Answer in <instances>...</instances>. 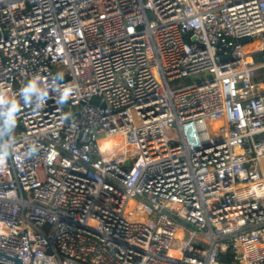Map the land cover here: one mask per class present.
<instances>
[{
    "label": "built area",
    "instance_id": "obj_1",
    "mask_svg": "<svg viewBox=\"0 0 264 264\" xmlns=\"http://www.w3.org/2000/svg\"><path fill=\"white\" fill-rule=\"evenodd\" d=\"M256 38L264 0H0V94L21 105L0 249L24 264H264ZM33 78L40 108L21 97Z\"/></svg>",
    "mask_w": 264,
    "mask_h": 264
},
{
    "label": "clouds",
    "instance_id": "obj_2",
    "mask_svg": "<svg viewBox=\"0 0 264 264\" xmlns=\"http://www.w3.org/2000/svg\"><path fill=\"white\" fill-rule=\"evenodd\" d=\"M57 81L63 79L62 74L55 78ZM59 92L57 103L63 105L74 95L75 88L71 84L58 85L55 89ZM21 97L25 104L40 108L49 98L48 92L41 89L37 78L28 81L21 89ZM20 103L15 99L0 94V171L6 169L7 161L15 149V140L13 132L16 127L17 113L20 111ZM65 119L68 118L66 114ZM38 152V146L29 145L27 154L35 155Z\"/></svg>",
    "mask_w": 264,
    "mask_h": 264
},
{
    "label": "water",
    "instance_id": "obj_3",
    "mask_svg": "<svg viewBox=\"0 0 264 264\" xmlns=\"http://www.w3.org/2000/svg\"><path fill=\"white\" fill-rule=\"evenodd\" d=\"M227 59V57H224ZM130 162H125V166L128 167ZM0 260L15 263V264H24L23 260L19 257L16 252H11L7 250L0 249Z\"/></svg>",
    "mask_w": 264,
    "mask_h": 264
},
{
    "label": "bare ground",
    "instance_id": "obj_4",
    "mask_svg": "<svg viewBox=\"0 0 264 264\" xmlns=\"http://www.w3.org/2000/svg\"><path fill=\"white\" fill-rule=\"evenodd\" d=\"M262 45H264L262 42V39L256 38V40L251 45L247 46V50L249 51V50L254 49L255 47L262 46ZM210 125L212 129L218 128L217 132L222 133V130L220 129L222 124L220 122H212L210 123Z\"/></svg>",
    "mask_w": 264,
    "mask_h": 264
},
{
    "label": "rangeland",
    "instance_id": "obj_5",
    "mask_svg": "<svg viewBox=\"0 0 264 264\" xmlns=\"http://www.w3.org/2000/svg\"><path fill=\"white\" fill-rule=\"evenodd\" d=\"M261 38V37H260ZM259 38V39H260ZM211 75H209V74H200V75H195V76H192L190 79H187V80H185V83L186 84H189V83H193V82H198V81H200V80H202V79H204V78H208V77H210ZM174 138H175V140H177V136H176V134H174ZM184 241V240H183ZM174 244H176V243H174Z\"/></svg>",
    "mask_w": 264,
    "mask_h": 264
}]
</instances>
